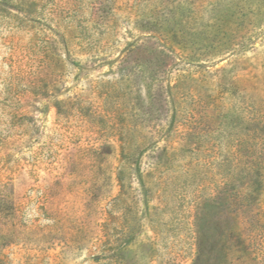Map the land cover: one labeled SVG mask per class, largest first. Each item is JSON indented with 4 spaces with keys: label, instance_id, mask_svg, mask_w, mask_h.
I'll return each mask as SVG.
<instances>
[{
    "label": "rangeland",
    "instance_id": "rangeland-1",
    "mask_svg": "<svg viewBox=\"0 0 264 264\" xmlns=\"http://www.w3.org/2000/svg\"><path fill=\"white\" fill-rule=\"evenodd\" d=\"M16 4L0 0V181L39 228L44 206L80 229L0 264H264V0ZM90 145L106 153L79 172ZM91 179L106 200L81 227Z\"/></svg>",
    "mask_w": 264,
    "mask_h": 264
},
{
    "label": "trees",
    "instance_id": "trees-1",
    "mask_svg": "<svg viewBox=\"0 0 264 264\" xmlns=\"http://www.w3.org/2000/svg\"><path fill=\"white\" fill-rule=\"evenodd\" d=\"M34 1L35 0H19V5L16 4L17 5L16 9L18 11H22L27 6L29 8L31 4H34ZM62 19H64V17L59 16L57 22ZM66 27L67 29H70L72 25L70 24ZM46 48L48 50L51 49L50 46H47ZM82 150L83 153L81 154V156H79L77 160L73 161L75 165V169L79 172L86 168H89L90 166L93 168L100 166L97 163L100 161V159H102L103 155H105L106 153V151H102L100 146H94V145L83 146ZM126 167L127 165L123 164L121 169L119 170V174L124 172ZM100 183L101 181L96 179H91V181L88 182L82 180L80 183V188L87 189L85 191L86 193H84L86 196H84L83 202H81L82 211L80 216L82 217H80L77 220L78 225L81 227L82 225L86 224L84 214L89 211H97L103 204V201L106 200L105 198L98 196V186ZM41 199H43V196L39 197L40 203H42ZM215 199L216 197L214 198L210 196L205 197L197 202V208L202 207V205L204 206V203L205 204H210L211 202L213 203L215 202ZM23 204H21L20 202L18 203L16 201L14 189L11 186V184H9L8 182L0 181V249H3L6 246L13 244L15 242L26 241V240L40 241V242L43 241V243H46V241H49V239L53 238L55 235H58V233L67 234L70 233V231L75 233V231H78L80 229L79 227H77L76 229V227L72 226L73 224L71 218H74L73 216H70L68 214L67 217L66 214V217L62 218L63 216H61L59 220V218H57L56 215L48 214V208H45L44 206H42V210L44 211V213L50 216L51 219H54V222L52 224H48L42 228H39L36 223L34 224L30 222L28 219L24 218L25 215H24ZM195 224H196V233H197L196 258L198 260V257L202 256V254L206 250L205 248L206 236H204V232L200 226V223L196 222ZM235 237H236V241L235 244H233V246L237 247V251H241L240 248L243 249L241 247V244L244 245V241H245L244 235L241 231H239ZM103 242L104 243L101 253L105 257L109 256L111 251H113L112 253L115 254V247L113 245V243L115 242L114 239L113 238L111 239L108 236L107 238H105ZM227 245L230 246L229 244ZM116 255H118L117 252ZM195 262L197 261L195 260Z\"/></svg>",
    "mask_w": 264,
    "mask_h": 264
}]
</instances>
